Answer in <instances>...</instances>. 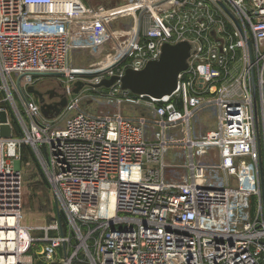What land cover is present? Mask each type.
<instances>
[{"label": "built area", "instance_id": "2783aa9c", "mask_svg": "<svg viewBox=\"0 0 264 264\" xmlns=\"http://www.w3.org/2000/svg\"><path fill=\"white\" fill-rule=\"evenodd\" d=\"M81 31L88 69L68 65ZM180 42L171 96L80 98ZM45 77L68 97L51 119L28 91ZM1 112L0 264H264V0H0ZM23 148L56 207L42 237L21 223Z\"/></svg>", "mask_w": 264, "mask_h": 264}, {"label": "water", "instance_id": "95a60500", "mask_svg": "<svg viewBox=\"0 0 264 264\" xmlns=\"http://www.w3.org/2000/svg\"><path fill=\"white\" fill-rule=\"evenodd\" d=\"M190 55L191 45L187 42H180L176 45L165 44L161 48L159 59L148 62L142 70H127L122 77L103 79L98 84L89 86L93 89H109L119 83L121 90L133 95L148 96L154 99L171 96L177 90L179 74L187 69ZM73 86V94L77 95L85 84L77 81ZM28 91L37 97L41 112L48 119L58 116L67 104V99L64 96H58L59 101L56 103L46 104L44 94L34 88H30ZM47 94L50 98H53L55 93L49 92ZM7 110L10 119L15 124L8 105ZM10 133V126L7 124V114L1 112L0 137L8 138ZM47 186L49 187L48 184Z\"/></svg>", "mask_w": 264, "mask_h": 264}, {"label": "rangeland", "instance_id": "374dc122", "mask_svg": "<svg viewBox=\"0 0 264 264\" xmlns=\"http://www.w3.org/2000/svg\"><path fill=\"white\" fill-rule=\"evenodd\" d=\"M86 2L87 4L92 6L100 5L102 3L101 0H85V3ZM125 36L126 34H123L121 36V39H124ZM34 89L44 94L43 96H47L48 95L47 93L52 92L55 93L54 94L55 97L64 96L65 98H68L64 94V88L62 82H60L56 78L45 77L36 83ZM105 94H107V91L104 89H99L94 91L86 87L79 94V96L80 98H83V100H85V98H91L93 96H99ZM200 122L204 127L205 125H207L206 130H213L215 128V122L212 117H207L206 115H204L203 117L200 118ZM196 126L198 130L199 125ZM13 166L16 170L21 172L22 181H23L21 223L23 226L37 229L35 230V232H33V235L35 237H42V234L44 233L43 228L49 227L52 224L54 217H56L55 216L56 207H54L55 203L52 192L47 186L44 178L42 177V174L38 169V165L36 161L33 159L30 151L27 148L26 149L23 148L21 150V155L13 163ZM38 229H42V230H38ZM52 236H55V233L50 232V237ZM76 264H84V263H76Z\"/></svg>", "mask_w": 264, "mask_h": 264}, {"label": "crops", "instance_id": "0c3cea01", "mask_svg": "<svg viewBox=\"0 0 264 264\" xmlns=\"http://www.w3.org/2000/svg\"><path fill=\"white\" fill-rule=\"evenodd\" d=\"M121 1L122 0H101V2L104 3L106 7H110L112 5L114 6L117 4V2L121 3ZM89 32L91 31H81L78 33V37L74 43V49L68 59V65L70 67L88 69L92 67L94 63L100 60L101 54L95 47L96 38H94L92 34L87 38L84 36Z\"/></svg>", "mask_w": 264, "mask_h": 264}, {"label": "flooded vegetation", "instance_id": "af4514ba", "mask_svg": "<svg viewBox=\"0 0 264 264\" xmlns=\"http://www.w3.org/2000/svg\"><path fill=\"white\" fill-rule=\"evenodd\" d=\"M57 99H58V96L55 97V96L53 95L52 101H53L54 103L57 102ZM58 101H59V99H58Z\"/></svg>", "mask_w": 264, "mask_h": 264}, {"label": "trees", "instance_id": "16d2710c", "mask_svg": "<svg viewBox=\"0 0 264 264\" xmlns=\"http://www.w3.org/2000/svg\"><path fill=\"white\" fill-rule=\"evenodd\" d=\"M24 149H26V148H24ZM54 207H55V205H54ZM55 209V208H54ZM57 215V212H55V216Z\"/></svg>", "mask_w": 264, "mask_h": 264}]
</instances>
